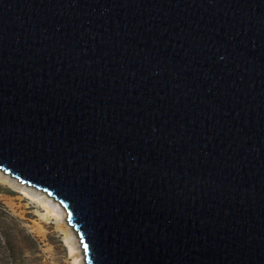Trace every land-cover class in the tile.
Masks as SVG:
<instances>
[{"label": "water", "instance_id": "obj_1", "mask_svg": "<svg viewBox=\"0 0 264 264\" xmlns=\"http://www.w3.org/2000/svg\"><path fill=\"white\" fill-rule=\"evenodd\" d=\"M0 170L87 264H264V0H0Z\"/></svg>", "mask_w": 264, "mask_h": 264}, {"label": "rangeland", "instance_id": "obj_2", "mask_svg": "<svg viewBox=\"0 0 264 264\" xmlns=\"http://www.w3.org/2000/svg\"><path fill=\"white\" fill-rule=\"evenodd\" d=\"M55 201L0 170V264H72L74 257L77 264H87L76 230L71 233ZM41 204L52 207L58 218L45 221L40 217L45 213Z\"/></svg>", "mask_w": 264, "mask_h": 264}, {"label": "bare ground", "instance_id": "obj_3", "mask_svg": "<svg viewBox=\"0 0 264 264\" xmlns=\"http://www.w3.org/2000/svg\"><path fill=\"white\" fill-rule=\"evenodd\" d=\"M7 181V180H6ZM23 192H24V190H23ZM25 193V192H24ZM23 194V193H22ZM56 203H54L55 205H57L58 206V208L59 207H61V209H62V212L64 213V215H65V217L68 219V212H66V209L63 207V205L61 204V203H59L57 200L55 201ZM41 206L43 207V210L45 211V213L44 214H40V217H42L43 219H45V221H48V220H50V219H57L58 218V215H56V213L54 212V210H53V208L52 207H49V206H47V204H41ZM70 225V224H69ZM69 225H67L68 227H69ZM71 227L69 228L70 229V231H71V233H74V231H73V226L72 225H70ZM68 229V228H67ZM68 229V230H69ZM75 230V229H74ZM77 232V231H76ZM66 237L67 236H65V242L67 243V240H66ZM77 238L80 240V237H79V235H78V233H77ZM68 248H69V253L71 254V255H73L74 254V250H73V248L70 246V245H68ZM74 256V255H73ZM78 260V259H77ZM72 264H77L76 263V258L74 257L73 258V260H72Z\"/></svg>", "mask_w": 264, "mask_h": 264}]
</instances>
